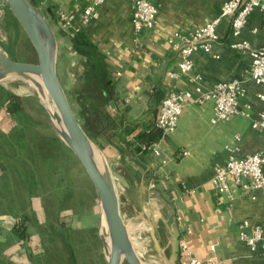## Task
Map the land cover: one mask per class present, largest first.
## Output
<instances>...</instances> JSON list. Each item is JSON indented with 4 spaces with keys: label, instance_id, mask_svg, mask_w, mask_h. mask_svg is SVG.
<instances>
[{
    "label": "crops",
    "instance_id": "obj_1",
    "mask_svg": "<svg viewBox=\"0 0 264 264\" xmlns=\"http://www.w3.org/2000/svg\"><path fill=\"white\" fill-rule=\"evenodd\" d=\"M32 1L55 32L59 81L66 95L69 89L75 91L82 122L93 123L88 125L93 141L109 167L128 182L130 187L124 190L140 187L164 210L152 191L170 203L179 241L186 240L199 260L264 264V242L252 251L238 234L244 220L264 229V191H251L231 181L228 193H218L211 182L214 166L224 164L231 153L240 157L264 151V133L251 127L260 109L257 87L246 72L251 58L229 46L231 17L217 27L213 53L219 59L197 52L188 74L180 75V55L168 42L174 32L191 31L213 18L225 0H153L158 8L156 24L141 32L138 41L132 32L131 0H105L98 17L83 25L78 34L59 14L78 13L90 0ZM262 26L264 12L256 8L239 39L254 48L264 46ZM235 78L244 79L240 103L249 105L246 116L212 123V103L191 102L184 106L173 133L162 136L155 129L158 107L170 91L193 90L197 85L207 91L216 82ZM149 144L156 145L159 156L143 149ZM178 151L186 154L176 157ZM123 199L122 206L135 204L129 196ZM177 264H182L180 253Z\"/></svg>",
    "mask_w": 264,
    "mask_h": 264
},
{
    "label": "rangeland",
    "instance_id": "obj_2",
    "mask_svg": "<svg viewBox=\"0 0 264 264\" xmlns=\"http://www.w3.org/2000/svg\"><path fill=\"white\" fill-rule=\"evenodd\" d=\"M0 52L14 61L37 62L4 0H0ZM74 94L67 90L68 101L93 140L88 127L93 123L82 122ZM12 96L18 98V113L7 111ZM44 114L32 87L19 80L0 84V264H105L98 195L78 159L42 119ZM143 191L137 186L130 191L118 188L121 212L135 216L129 204L122 206L124 196L131 197L164 243L166 211ZM132 238L139 252L149 243L145 233H133ZM142 254L144 261L158 263L150 250Z\"/></svg>",
    "mask_w": 264,
    "mask_h": 264
},
{
    "label": "built area",
    "instance_id": "obj_3",
    "mask_svg": "<svg viewBox=\"0 0 264 264\" xmlns=\"http://www.w3.org/2000/svg\"><path fill=\"white\" fill-rule=\"evenodd\" d=\"M104 1L90 0L80 12L68 15L60 13L59 18L72 29L74 34H78L83 25L98 17V8ZM131 1L133 2L132 32L135 40L138 41L141 32L155 26L158 8L153 0ZM256 8L264 12V0H225L213 18L206 20L201 26L191 31L174 32L169 36L168 42L180 55L178 63L180 75L188 74L193 67L192 57L197 52H203L214 59H219V55L213 53V47L218 41L217 27L223 19L231 17L232 41L229 46L250 56L251 62L246 72L248 79L257 87L256 98L260 102V109L251 127L253 130L264 133V46L254 48L247 40L239 39L248 16ZM76 19L79 22L75 25ZM170 75L177 76L175 73H170ZM244 94L243 78L216 82L207 91H203L199 85L193 90L170 91L158 107L154 127L162 136L173 133L184 106L191 102L210 101L213 105L212 123L226 121L237 115L246 116L249 105L240 103ZM143 149L151 150L155 156H159V149L154 144L144 146ZM185 154V151H178L175 156ZM244 180L248 183L244 184ZM231 181L251 191H264V151L240 157L231 153L224 164L214 166L211 182L218 193H228ZM189 233L190 230L187 229V234ZM238 234L240 240L252 251L264 242V229L246 220L239 223ZM179 253L182 264H210L212 262V259L203 261L196 258L186 240L179 241Z\"/></svg>",
    "mask_w": 264,
    "mask_h": 264
},
{
    "label": "water",
    "instance_id": "obj_4",
    "mask_svg": "<svg viewBox=\"0 0 264 264\" xmlns=\"http://www.w3.org/2000/svg\"><path fill=\"white\" fill-rule=\"evenodd\" d=\"M4 2L34 48L37 62L14 61L0 52V84L19 80L34 89L35 98L45 111L42 119L75 155L89 177L99 198L98 230L105 264H153L143 260L142 253L149 250L158 257L157 264H177L180 231L175 225L173 206L152 191L153 197L167 211L164 243L158 238L152 221L134 204H131L134 217L128 218L121 212L118 188L128 189L130 186L119 171L109 167L105 155L87 135L70 106L57 75L58 42L55 32L32 0ZM133 233L146 234L149 243L141 252L133 241Z\"/></svg>",
    "mask_w": 264,
    "mask_h": 264
},
{
    "label": "trees",
    "instance_id": "obj_5",
    "mask_svg": "<svg viewBox=\"0 0 264 264\" xmlns=\"http://www.w3.org/2000/svg\"><path fill=\"white\" fill-rule=\"evenodd\" d=\"M10 100L12 101L11 106H10V108L7 109V111L11 112V113H18L20 110V106L17 104L18 98L15 96H12L10 98ZM83 128H84V126H83Z\"/></svg>",
    "mask_w": 264,
    "mask_h": 264
},
{
    "label": "bare ground",
    "instance_id": "obj_6",
    "mask_svg": "<svg viewBox=\"0 0 264 264\" xmlns=\"http://www.w3.org/2000/svg\"><path fill=\"white\" fill-rule=\"evenodd\" d=\"M103 221H104L103 218H101V225L103 224ZM104 229H105V223H104Z\"/></svg>",
    "mask_w": 264,
    "mask_h": 264
}]
</instances>
